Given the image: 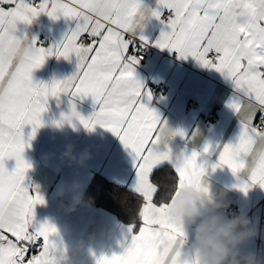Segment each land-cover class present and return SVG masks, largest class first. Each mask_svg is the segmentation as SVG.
Segmentation results:
<instances>
[{"label": "snow or ice", "instance_id": "obj_1", "mask_svg": "<svg viewBox=\"0 0 264 264\" xmlns=\"http://www.w3.org/2000/svg\"><path fill=\"white\" fill-rule=\"evenodd\" d=\"M144 11L146 21L155 18L165 26L154 43L143 35L145 24L137 26ZM42 14L74 19L76 27L61 45L45 48L25 31ZM150 43L194 58L232 84L228 107L241 131L236 143L216 146L214 167L242 173L245 193L253 185L264 188V0H155V6L143 0H0V264H57L49 240L56 227L34 223V208L45 201L38 189L25 186L31 165L24 152L42 126L49 98L61 94L90 96L98 106L92 116H81L73 103L63 119L71 123L76 117L89 131H110L134 160L135 179L126 188L136 198L130 243L123 254L101 256L96 264H191L182 259L184 232L169 208L186 187L209 190L197 165L200 153L174 155L160 134L167 123L145 102L152 96L136 79L135 66ZM53 55H74L77 71L63 81L34 83V70ZM210 148L205 144L203 152ZM9 160L15 161L11 171ZM168 167L175 173L171 183L165 180Z\"/></svg>", "mask_w": 264, "mask_h": 264}, {"label": "crops", "instance_id": "obj_2", "mask_svg": "<svg viewBox=\"0 0 264 264\" xmlns=\"http://www.w3.org/2000/svg\"><path fill=\"white\" fill-rule=\"evenodd\" d=\"M143 3L155 6V0H143ZM76 23L63 16L53 20L42 14L25 31L29 39L35 38L39 45L40 37L47 35L48 42L43 47L54 48L63 43ZM18 27L24 30L23 25ZM164 30L165 26L152 18L145 22L143 35L154 43ZM154 48L146 63L135 66V77L145 93H151L150 101L145 96L147 106L168 126L185 133L184 137L177 135L169 141L168 148L176 156H191L193 151L200 153L197 165L205 170L203 181L209 194L225 205L222 213L231 216L227 207L236 203L242 215H247L259 226L261 235L243 250L264 254V188L253 185L245 193L240 187L247 182L242 173L233 174L227 166L214 167L218 162L216 146L236 143L241 131L237 115L228 107L234 91L232 84L192 57L180 58L175 51ZM76 71L74 55L68 59L53 55L34 70L33 82L63 81ZM157 83L167 85V90L158 97L151 91V86ZM190 100L194 101V106L186 111ZM73 103L85 118L92 116L98 107L90 96L79 98L61 94L58 98H49L47 111L41 117L42 126L24 152L25 160L31 165L24 183L30 191L38 189L45 201L35 206L34 223L48 222L57 229L49 237L55 246L57 264H96L101 256L123 254L130 243L128 227L131 223L93 202L87 191L96 176L128 187L135 179V167L130 150L110 131L100 126L89 131L76 117H72L71 123L63 119L71 114ZM211 111L220 112L218 122L213 125L206 122V115ZM24 132L26 138L30 136L31 126H26ZM205 144L211 145L208 153L203 152ZM69 156L76 159L70 160ZM83 157L86 159L80 163ZM6 166L11 171L15 161H7ZM76 197H82L83 202L70 210ZM187 247L181 248L182 259L190 261V257L183 255Z\"/></svg>", "mask_w": 264, "mask_h": 264}, {"label": "clouds", "instance_id": "obj_3", "mask_svg": "<svg viewBox=\"0 0 264 264\" xmlns=\"http://www.w3.org/2000/svg\"><path fill=\"white\" fill-rule=\"evenodd\" d=\"M148 15L146 11L140 14L138 27L145 24ZM160 134L168 143L177 136V129L166 124ZM69 159L76 158L69 156ZM84 159L86 157L79 162L83 163ZM178 163L182 165L183 160ZM82 202V197L74 198L70 210H75ZM224 207L209 191L205 193L193 187L180 190L169 208V215L184 232L183 244L188 247L183 255L190 257L191 264H264V254L260 251L243 250L261 235L258 224L247 215L225 216Z\"/></svg>", "mask_w": 264, "mask_h": 264}, {"label": "trees", "instance_id": "obj_4", "mask_svg": "<svg viewBox=\"0 0 264 264\" xmlns=\"http://www.w3.org/2000/svg\"><path fill=\"white\" fill-rule=\"evenodd\" d=\"M165 180L169 183L175 179L174 169H165ZM125 186L105 180L101 176H96L91 187L87 191V196L95 203H98L110 211L114 212L121 220L131 223L136 210V198L126 191ZM127 203H123L124 200Z\"/></svg>", "mask_w": 264, "mask_h": 264}, {"label": "built area", "instance_id": "obj_5", "mask_svg": "<svg viewBox=\"0 0 264 264\" xmlns=\"http://www.w3.org/2000/svg\"><path fill=\"white\" fill-rule=\"evenodd\" d=\"M36 2H39V0H36ZM167 16V13H165ZM48 42V37L47 35H42L40 37V44L42 46H45ZM155 50L154 46L152 43L149 44L148 47L144 48L139 55L142 57L139 61L138 64H143L146 63L152 54V52ZM167 90V85L165 83H157L151 86V91L155 96H160L162 93H164ZM194 106V101L190 100L186 104V111H190L192 107ZM220 118V112L219 111H211L206 115V122L209 125L216 124ZM227 213L230 215H242V211L240 207L236 203H230L227 207Z\"/></svg>", "mask_w": 264, "mask_h": 264}]
</instances>
